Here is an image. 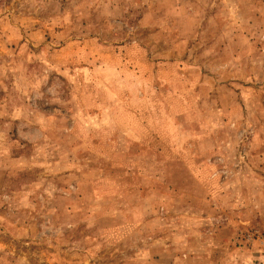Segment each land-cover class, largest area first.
Here are the masks:
<instances>
[{
  "label": "rangeland",
  "instance_id": "obj_1",
  "mask_svg": "<svg viewBox=\"0 0 264 264\" xmlns=\"http://www.w3.org/2000/svg\"><path fill=\"white\" fill-rule=\"evenodd\" d=\"M0 264H264V0H0Z\"/></svg>",
  "mask_w": 264,
  "mask_h": 264
}]
</instances>
